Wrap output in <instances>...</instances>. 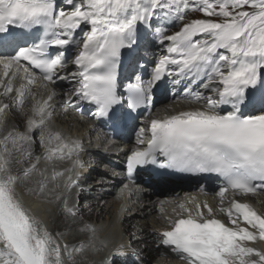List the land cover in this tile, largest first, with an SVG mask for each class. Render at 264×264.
Wrapping results in <instances>:
<instances>
[{"label":"snow or ice","instance_id":"6c2138e0","mask_svg":"<svg viewBox=\"0 0 264 264\" xmlns=\"http://www.w3.org/2000/svg\"><path fill=\"white\" fill-rule=\"evenodd\" d=\"M63 4L68 7L58 0H0V49L10 50L0 56L4 89L0 95L15 92L11 104L0 102V129L6 126L10 108L22 109L37 71L39 79L50 84L68 80L77 85L71 107L87 102L95 106L97 118L118 123L122 117L116 106L123 98L117 68L122 50H135L141 26L152 31L154 20L183 22L189 11L199 12L204 18L184 22L172 34L164 27L154 28L164 53L147 81L138 77L137 83L128 85L127 107L135 111L150 101L153 88L166 76L175 84L187 81L183 99L200 107L152 119L147 128L141 127L137 143H144L145 133L149 138L146 147L127 156L128 177L137 167L162 158L161 169L222 177L221 201L229 190L242 196L264 192V0H63ZM13 28L22 31L16 34ZM34 32L40 35L32 38ZM72 47L78 50L74 59L67 55ZM52 49L58 51L53 54ZM69 63L75 71H58ZM17 78L22 83L14 87ZM193 85L202 91H193ZM54 97L53 92L33 105V117L39 119L29 118L25 132L10 130L0 138V264H79L77 253L97 250L96 232L89 225L80 229L91 233L87 242L59 243L56 237L63 234L53 236L18 195L21 184L37 196L47 191L48 177L37 172L40 157L22 173L13 171L31 157L35 130L40 131L43 159L49 164L71 160L81 151L79 142L48 128ZM249 108L258 114H245ZM79 166L76 159L66 171ZM33 173L42 179L29 187ZM64 175L54 169L51 179ZM72 183L69 175L65 187ZM179 208L187 217L170 222L171 230L160 235L185 264H264V252L247 246L264 241V215L250 204L233 199L229 207L218 209L231 227L209 218L213 209L206 203L195 205V215L184 204ZM63 211L72 213L67 200Z\"/></svg>","mask_w":264,"mask_h":264},{"label":"bare ground","instance_id":"6f19581e","mask_svg":"<svg viewBox=\"0 0 264 264\" xmlns=\"http://www.w3.org/2000/svg\"><path fill=\"white\" fill-rule=\"evenodd\" d=\"M0 74H2L1 67H0ZM16 80H20V79L17 78ZM36 81L38 83V85H36L38 87V90L34 98H36L35 103L37 104L38 102H43V100L47 99L50 93L49 90H47V92L44 93L42 90L46 88V87L43 88V86L45 85L41 84L40 83L41 81L38 78ZM74 84H75L74 82H70L68 80H56V82L53 84L55 88H58L56 89V91H61L62 93L55 94L54 99L50 102L51 107L49 110L52 112V115H54L53 116L54 121L63 123L62 126L55 128L54 126H51V121H49L48 128H50L54 132L58 131L62 134V130L65 127H67L66 129H68V127L71 126V125L67 126V122L64 121L62 122V118L59 115V112L64 108H66L67 112L72 111L77 114H82L80 108H78L79 105L76 106L75 108L69 105V102L74 101L75 97L72 94L73 92L68 91L69 90L68 87ZM3 91H4L3 87H0V92ZM32 97L33 95L29 93L23 104L22 107V109H24L23 111L19 109L21 111L19 112V110L15 107L9 109V112L11 113L13 112L12 113L13 122L12 125L9 123L5 128L0 130V138H2L10 130L19 131V132L26 131V121L29 118H31L33 115L28 116V112L25 109V107L28 106L29 99H31ZM14 98H15V92H13L8 96L1 95L0 99L2 100H0V102L11 104ZM170 105H172L173 107H169ZM169 106L166 105L164 107L161 105L160 108L157 110V112L153 116H151L150 121L152 119H163L168 115L176 114L180 111L191 110L193 108L200 107V105L189 104L187 102H184V104L180 102H176L173 104H169ZM56 113L58 116L55 115ZM34 118L39 119V117H34ZM84 121H87L86 131L84 134L78 135V133L76 134V132L74 134L73 131H69V133L66 131L67 134H69L70 139L79 142V144L81 145V151L78 153V155L74 154L71 160H67V159L64 161L56 160L52 162L53 164L47 163L43 159L45 150L40 144V139L36 140V137L40 135V131L35 130L31 134L33 139V144L31 149L32 155L29 159L24 161L22 166L14 167L13 171L15 173H22L23 168L30 167V165L36 161V158L40 157V162L37 165V172H44L45 176L48 177L46 182L47 191L43 195H39V196L33 194L35 196L34 197L30 195V193H28L25 190L24 185L21 184L20 187L18 188L19 189L18 194L21 196L22 200L27 201L28 204L33 202L29 204V207L30 209H32V213L36 215L37 219H38L37 215L40 214L44 215L46 213L47 216L43 220L44 221L48 220V223L51 224V231L55 236L57 233L66 230L74 232V234L69 238L68 244L70 245L75 244L78 246L81 241L87 242L91 233L87 231L84 233L80 232V229L84 225H86L85 223H89V226L92 229H94L96 233H98V230L105 231L106 233L103 232V235L100 233L101 235L99 234L97 236L96 234L97 236L96 247L98 249L99 247H103V244L106 242L108 238L107 240L108 246L106 249H104L105 253H103L104 255L100 257V260L96 262V264H156L157 262H160L159 264L168 263L169 260L166 257L157 255V254H162L167 256L170 255V252L167 249H165V247H163V245L159 242V240H157L156 232H151L152 229L151 227H149L145 223L144 227L140 226V229L136 230L137 232H134L135 230L134 228L132 229V225L134 222H139V221L144 222V218L145 216H147L146 214L147 211L148 213L157 212V209L155 208L156 207L155 201H153L152 197L149 194L150 189L145 188V190L136 191L135 194H131L132 195L131 202H127L126 205L122 204L123 202L120 198L123 197L122 196L123 194L119 196H115V194L113 193V186L111 185V183L107 182V184H103L104 180L102 181V179H106L108 181L114 182L109 175L110 169L106 170L105 172H102L101 169L96 170L97 164H101V165L106 164L107 166L115 167L116 169V167L118 166V161H120V157L122 156L120 152L121 147L119 146L118 143L112 146L107 145V143H105V141L101 138V136H99V134H95L96 130L92 129L94 127L93 125H90L91 123H89L88 120H82V119L79 120L82 126L84 124L82 122ZM139 127L147 128L148 125L145 127L144 124H141ZM140 128H137L138 132ZM74 131L79 132L78 130H74ZM145 139L146 138H144V140ZM127 145L129 146L128 148L131 147L134 148V150H136L138 149L137 147L141 144H138L136 141L135 143L131 142ZM9 147H11V145H9ZM140 147L143 146L141 145ZM76 159L80 161V166L77 167L71 173H68L66 170L72 167V161ZM90 159L92 160V163L89 161ZM88 164L93 166L95 170L91 167L90 168L88 167L87 169L84 170V168L87 167V166L85 167L84 165H88ZM58 167H62L64 169L58 170L57 169ZM54 169L56 171L65 172V175L63 177H58L57 180L53 181L51 179V176ZM114 170H112V172ZM69 175H71L73 183L70 186L65 187V181L67 180ZM38 179H42V177L38 176L36 173H33L29 182V187H34V184L32 182ZM92 179L93 181L89 182L88 184H90V186H92L93 188L91 189V191L90 190L84 191V187L88 185V184L84 185V183ZM131 187L132 186L125 185L126 189H131ZM20 188L22 190H20ZM92 190H96V192ZM57 196L60 197L59 200L56 199ZM107 197L111 198V202H113L114 204V209L113 211H111L110 217H107L109 214L108 213L109 209L107 211V208L102 206V200ZM117 197H119V199ZM91 198L93 199V201L91 200ZM88 199H90V201ZM263 199H260L259 196L257 200L254 201V203L261 202L263 201ZM65 200H67L68 206L72 209L71 214H65L63 211V205ZM87 202H89L88 203L89 205L84 208V206L82 205ZM142 204H144L143 208L140 209ZM80 205L84 209L81 210L78 209ZM37 206L45 207V209L41 211L39 208H37ZM258 206L262 209V207L259 204ZM136 207L139 212L133 211ZM56 215L60 216L61 219L60 220L57 219L58 221L56 222V225L54 226V228H52V222L54 220L53 217H55ZM114 215L116 217L118 215L119 220L123 218L122 230L125 233H123L124 235L121 237H119V235L116 234V232H114L113 229H110L111 226L107 225V223L112 222V220L115 218ZM93 218L96 219L95 222ZM100 220H102L101 225L98 224ZM93 222L95 223V225H92ZM97 224L98 226L100 225L101 228L97 229L95 227L97 226ZM140 234L142 237H139ZM61 243H66V242L64 241ZM140 246L142 247L145 246L144 248H146L144 250V252L146 253L144 257L137 255L135 251V248L138 249L140 248ZM97 250L96 253H98ZM89 252L92 253L91 250H89ZM79 257H80L79 254L75 255L77 261H81L82 264H90V262H88L87 259H84L83 256L81 258ZM154 257L157 258L152 259Z\"/></svg>","mask_w":264,"mask_h":264},{"label":"rangeland","instance_id":"374dc122","mask_svg":"<svg viewBox=\"0 0 264 264\" xmlns=\"http://www.w3.org/2000/svg\"><path fill=\"white\" fill-rule=\"evenodd\" d=\"M248 11H251V9H247ZM201 18H204L202 15H201V13H197V12H192L191 14H189L188 15V17L185 19V21L184 22H188V21H190V20H192V19H201ZM184 22H182V23H184ZM182 26V24L180 25V26H178V27H175V28H173L172 30H171V33L172 32H174V31H178L179 30V28ZM48 90H51V89H48ZM69 92L71 91V89H69L68 90ZM35 92L36 91H33V96H34V94H35ZM45 92H47V90H45ZM38 96V95H37ZM34 99V97L31 99V100H33ZM178 99H174V100H172L171 102H169V104H172V103H176V101H177ZM29 104V103H28ZM169 104L168 103H165V104H163V105H168L169 106ZM169 107H173L172 105H170ZM25 109L26 110H28L29 109V107L28 106H26L25 107ZM24 109H21V111H23ZM20 110H19V112H21ZM8 112H9V110H8ZM68 112H70V111H68ZM67 111H66V108H64L63 110H61L60 112H59V115H60V117L62 118V122L64 121V122H67V126H69V125H71L70 127H68V129H66L67 127H65L64 128V130L65 131H67L68 133H69V131H73V133L75 134V132H76V134L78 133V135H80V134H84L85 133V131H86V125H87V121H84V122H82V123H84L83 124V126L81 125V123L79 122V120H87L86 119V117H83V116H80V115H78L77 113H75V112H70V113H68ZM13 113V112H12ZM12 113L11 112H9L8 113V115H7V121H6V126L10 123L11 125H12V122H13V118H12ZM56 116H58L57 115V113L55 114ZM54 115H52V118H53V121H54V117H53ZM51 118V119H52ZM51 121V120H50ZM52 121V122H53ZM57 125H60V126H62L63 125V123H59V122H56V121H54ZM5 126V127H6ZM4 127V128H5ZM1 130V129H0ZM74 130H78L79 132H77V131H74ZM37 139H40V135H38L37 137H36V140ZM91 163H92V160L90 159L89 160ZM54 162V161H53ZM51 164H53V163H51ZM89 165V164H88ZM84 165L86 168H84V170L85 169H87L88 167L90 168H93V166H91V165ZM94 170H95V168H93ZM99 169H101V171L103 172L104 170L106 171V170H108L107 169V166H105V165H101V164H97L96 165V170H99ZM98 172V171H97ZM98 176V175H97ZM91 181H93V179L92 180H90V181H86L85 183H84V185H86V184H88L89 182H91ZM95 181V180H94ZM93 187L92 186H90V184H88L87 186H85L84 187V191H88V190H90L91 191V189H92ZM20 190H22L21 188H20ZM92 191H94V192H96V190H92ZM110 199V200H109ZM89 201H90V199H88ZM91 200L93 201V199L91 198ZM89 202H87V203H85V204H81L82 206H84V208L86 207V206H88L89 204H88ZM79 206L78 207V209H84L82 206ZM143 205L144 204H142L141 205V207H140V209H142L143 208ZM102 206H104V207H106L107 208V211H108V209H109V214H108V216L107 217H110V215H111V211H113V209H114V204H113V202H111V198H109V197H107V198H105V199H103L102 200ZM168 207V205H164V206H162V209H163V211H162V213H165L164 212V210L166 209ZM80 210H78V211H80ZM133 211H138V209H137V207L133 210ZM139 212V211H138ZM153 213V214H152ZM152 213H148V211H147V216H145V218H144V222L143 221H139V222H134L133 223V225H132V229L134 228L135 230H134V232H137L136 230H138V229H140V226L141 227H144L145 226V223H146V225H148L149 227H151L152 229H151V232H156V233H158V231H157V227H158V224H157V222H158V213L156 214L155 212H152ZM153 215H154V217H153ZM114 219L112 220V222H109V223H107V225L108 226H111L110 227V229H113V231L114 232H116V234H118L119 235V237H121V236H123L124 234L123 233H125L123 230H122V228H123V226H122V222H123V218L121 219V220H119V216L117 215V217L114 215ZM53 222H52V228H54V226L56 225V222L58 221V220H60L61 218H60V216H55V217H53ZM58 219V220H57ZM112 219V218H111ZM93 220H94V222H95V218H93ZM86 222H87V220H86ZM92 223V225H95V223ZM101 222H102V220H100L99 222H98V224H100L101 225ZM86 225H89V223H85ZM98 224H97V226H95L97 229L98 228H101V226L99 225L98 226ZM107 227V226H106ZM77 229V228H76ZM75 229V230H76ZM100 230H98V233H96L97 234V236L101 233L102 235H103V232L104 233H106L105 231H103V230H101L100 232H99ZM107 231V230H106ZM133 232V233H134ZM59 233H62L63 235L62 236H59L58 237V239L60 240V243L61 242H66V243H69V238L74 234V232H72V231H62V232H59ZM132 233V234H133ZM100 234V235H101ZM109 236H110V233H109ZM139 236V235H138ZM139 237H142L141 236V234H140V236ZM114 239H115V236H114ZM119 240V239H118ZM61 244H63V243H61ZM145 246H140V248H135V251H136V253H137V255H140L141 257H144L145 255H146V253L144 252V250L146 249V248H144ZM98 249V248H97ZM140 249V250H139ZM104 250V249H103ZM101 248H99L97 251H98V253H96V251H92V253L91 252H89V249H88V251H87V249H85V251L83 252V253H77V254H79L80 255V257L79 258H81L82 256H83V258L84 259H87L88 260V262H90V264H96V262H98L99 260H100V257L102 256V255H104L103 253H105L104 251H103ZM138 251V252H137ZM142 251V252H141ZM140 252V253H139ZM87 254H88V256H87ZM98 254H99V256H98ZM142 254V255H141ZM82 255V256H81ZM155 258H157V257H154V258H152V259H155ZM160 258V257H159ZM153 261H155V260H153ZM158 261V260H157ZM79 264H82L81 263V261H79Z\"/></svg>","mask_w":264,"mask_h":264},{"label":"clouds","instance_id":"9594fccd","mask_svg":"<svg viewBox=\"0 0 264 264\" xmlns=\"http://www.w3.org/2000/svg\"><path fill=\"white\" fill-rule=\"evenodd\" d=\"M259 196H257V198H258ZM257 198H249V199H237L236 197L235 198H232V200L233 199H235V200H237V201H239V202H246V201H248L250 204H251V206L257 211V213L258 214H260V215H264V199H263V201H261V202H258V203H254V201H256L257 200ZM260 199H262V198H260ZM222 204V203H221ZM258 204L262 207V209L258 206ZM219 209V208H218ZM213 218H216V219H219V220H221V221H223V222H225L226 224H227V226H229V227H231L232 225H230V224H228V217L226 216V215H224V214H222V213H220L218 210H217V213L215 214V217H213ZM241 227H247L246 225H243V224H241ZM251 230V229H250ZM254 231V230H253ZM247 246H249V247H254V248H256L257 250H259V251H261V252H264V241H257V242H255V243H252V244H248Z\"/></svg>","mask_w":264,"mask_h":264}]
</instances>
